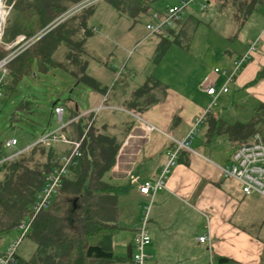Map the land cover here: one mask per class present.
<instances>
[{
  "label": "crops",
  "instance_id": "0c3cea01",
  "mask_svg": "<svg viewBox=\"0 0 264 264\" xmlns=\"http://www.w3.org/2000/svg\"><path fill=\"white\" fill-rule=\"evenodd\" d=\"M210 1L201 0V9L202 4H206V9ZM151 11H146L148 21L155 10ZM246 17L242 24L245 33H240L236 41L234 35L227 36L230 42L214 54L221 63L199 72L194 81L193 95L196 97L182 94L160 77H152L159 84L149 83L147 88H152L138 98L137 108L129 106L136 88L151 76L136 81L127 71L120 82L121 87L116 88L115 83L109 87L99 83L101 87H107L105 93L91 88L90 106L80 111L75 105L73 110L79 114L72 119L91 114V118H96V132L113 137L120 144L112 167L101 178L115 187L111 191L115 205L104 209L106 222L117 226L109 243L118 258L113 264H136L133 260L134 229L147 204L150 205L147 226L151 242L146 247L150 257L143 264H218L221 257L228 259L222 264H264L263 225L258 227V232L247 229L243 226L246 216L241 213L246 200H256L252 198L255 193L243 196L239 182L224 178L221 173V167L237 149L232 152L230 145L243 136L240 127L251 122L264 107V6ZM185 24L180 19L165 34L159 35L177 42ZM255 40V49L248 62L228 84V90L220 93L209 107L211 97L201 89L208 73L214 67L229 70L233 59ZM176 42L169 44L165 53ZM258 72L262 75L253 82ZM211 78L216 89L224 83L222 75L213 73ZM161 85L163 92L158 93ZM213 108L215 110L211 111ZM207 109L212 113L208 132L199 131L197 139L191 141L190 149L179 152L163 189L151 200L142 195L138 186L156 178L175 141L184 138L194 121ZM63 134L75 138L77 132L72 123ZM53 145L58 150V157L69 150L63 142ZM225 152L229 153V158L219 162L218 157ZM207 232L210 246L198 241V237Z\"/></svg>",
  "mask_w": 264,
  "mask_h": 264
},
{
  "label": "rangeland",
  "instance_id": "374dc122",
  "mask_svg": "<svg viewBox=\"0 0 264 264\" xmlns=\"http://www.w3.org/2000/svg\"><path fill=\"white\" fill-rule=\"evenodd\" d=\"M15 1L18 4L26 2L5 0L6 4L11 6ZM32 1L42 10L44 17L53 13L56 17L49 25L62 22V31H65L72 41L85 37L88 30L92 31L83 44L89 60L85 75L91 80L107 87L118 81L115 83L118 88L121 87L120 82L125 79V73L128 71L136 81L147 75L160 77L173 84L182 94L189 96L194 94V81L199 72L203 68L218 64V56L214 54H218L223 44L227 43V36L234 35L236 41L240 33H245L242 24L247 18L246 9L234 5L233 0H211L203 10L200 6L201 0H197L181 17L186 26L177 42L171 45V50L160 55L163 50L160 45L162 38L159 34L149 35L145 26L149 19L146 11L151 9L162 13L168 6L177 5V0H82L60 14L56 11L57 6L67 3L68 0ZM40 33L43 34V31ZM4 41L9 39L5 37ZM69 49L68 44H58L52 57L68 65L72 63L65 58ZM69 67L78 70L77 64ZM80 75V72L76 73V76ZM162 88L163 85L158 88V93L163 92ZM91 94V86L88 83L79 81L73 73L61 67L49 66L46 73H41L35 68L31 74L17 81L8 74L0 96V143L3 145L5 141L15 138L18 143L12 151L33 144L42 134L58 126L53 113L55 104L63 106V122L67 123L76 114L73 110L75 105L80 111L90 106ZM20 101L27 103L26 106L22 104L17 111ZM211 111L201 113L203 123L193 133L192 141L197 139L199 131L208 132L211 128ZM240 139L230 145L232 152L243 142L254 141V137L250 135ZM1 149L2 152L7 151L3 147ZM228 158L229 153L225 152L217 160L224 162ZM241 194L244 196V193ZM255 194L252 198L256 200H246L242 207L244 211L241 213L247 219L243 226L258 232L260 225H263L264 229V196ZM29 232L30 230L16 249V253L24 259L31 257L36 246L29 238ZM20 235L18 228L1 235L0 253Z\"/></svg>",
  "mask_w": 264,
  "mask_h": 264
},
{
  "label": "trees",
  "instance_id": "16d2710c",
  "mask_svg": "<svg viewBox=\"0 0 264 264\" xmlns=\"http://www.w3.org/2000/svg\"><path fill=\"white\" fill-rule=\"evenodd\" d=\"M80 1L82 0H68L67 3L55 7L56 11L60 14ZM233 4L245 8L247 16L251 11L264 6V0H233ZM55 17L53 13L44 17L42 10L32 0L19 4L15 1L5 18L0 58L10 51L5 49L2 43L12 41L18 34L30 38L49 25ZM61 25L62 22L54 25L11 59L6 64L7 75L17 81L31 74L35 68L41 73H46L49 66L61 67L73 73L79 81L88 83L94 91L105 93L107 87H101L98 82L85 75L89 60L83 44L92 31L87 29L86 36L74 42L66 36L65 31H62ZM5 37L9 41L3 42ZM173 42H176L175 39L162 38L160 45L163 50L160 55ZM63 43L68 44L70 48L65 53L67 61L72 62L68 65L52 57L56 46ZM73 64L78 65V70L69 67ZM77 72L81 75L76 76ZM261 75L262 72H258L253 82ZM151 82L159 84L152 77H148V80L134 91L129 106L137 108L138 98L151 90L152 87L147 88ZM26 103L27 101H20L17 111L22 104L26 106ZM78 114L77 112L75 116ZM90 119L91 114H88L79 116L72 122L78 136L83 133ZM95 123L93 118L82 141V156L78 164L70 168V174L64 177L51 205L37 214L32 221L29 238L36 246L31 257L24 259L15 252L6 264H113L117 261L118 258L109 248L117 226L107 223L104 215L107 206L115 205L111 196L113 195L111 191L115 187L103 182L101 178L103 173L112 167L120 144L115 142L113 137L97 133ZM240 128L243 136L258 135L264 140V107L251 122L242 124ZM66 137L70 135L67 134ZM1 147L2 143L0 152ZM67 152L68 150L64 153ZM57 155L58 150L53 144L47 146L39 143L31 146L16 160L5 162L1 166L0 236L18 228V225L29 216L31 205L46 175L59 163ZM227 260L221 257L218 264Z\"/></svg>",
  "mask_w": 264,
  "mask_h": 264
},
{
  "label": "built area",
  "instance_id": "2783aa9c",
  "mask_svg": "<svg viewBox=\"0 0 264 264\" xmlns=\"http://www.w3.org/2000/svg\"><path fill=\"white\" fill-rule=\"evenodd\" d=\"M197 0H179L177 5L168 6L164 12L154 11L150 14V20L146 23V29L150 34H165L167 29L172 26L176 21L180 20L182 15L188 10L189 6ZM11 5H7L5 0H0V12L2 14L0 20V42L5 25V18L11 9ZM206 4H202L204 9ZM52 26H46L42 29L43 34L46 30L49 31ZM38 32L36 35L26 38L23 34H18L12 41L2 43L4 48L10 50L7 55L0 58V96L2 95V86L7 76L6 64L33 43L37 38L43 34ZM256 40L251 41L248 49L242 54L236 56L233 59L231 68L221 69L214 67L205 78V81L201 85V89L211 97V107L217 96L220 93L228 90V84L235 79V76L240 69L248 62L252 52L255 49ZM216 73L224 77V83L219 89H216L212 81V74ZM208 111L205 110V113ZM53 113L56 116L58 126L47 133L42 134L31 145L26 146L21 150H13L17 140L15 138L9 139L2 145L6 148V152H0V168L5 162L14 161L19 158L24 152L35 144L52 145L53 143L63 142L69 146L67 153L59 157V163L53 167L51 171L46 175L45 181L41 189L36 193L34 201L31 205V211L29 216L24 219L19 225L20 236L15 241L10 242L8 247L0 253V264H6L7 261L16 252L18 244L22 242L24 235L30 230L32 221L41 211L46 210L58 193L61 187L64 177L68 174L70 167L74 166L78 159L82 156L81 145L86 135V132L92 122L93 117L88 121L83 133L75 138H68L63 134V130L67 125L74 122L78 117L69 120L67 123L63 122L64 108L62 105H55L53 107ZM203 123L201 117L197 118L191 125L188 133L181 140L175 141V146L168 151L164 164L159 169L158 175L154 180H146L138 186L139 192L149 197L151 200L155 193L165 187L166 181L171 173L173 166L175 165L179 152L182 149H190V143L193 139V133L197 130V127ZM147 129L150 128L147 124ZM221 173L224 178L235 179L241 185V190L244 194L250 195L257 193L264 196V140H261L258 135L254 136V141L244 143L238 146V148L232 153L230 160L221 167ZM150 205H146L141 214L140 221L134 229L133 236V260L136 264H143L146 259L150 257L146 253V247L151 242V234L147 226L148 211ZM198 241L201 243H208L210 246L209 233H205L198 237ZM210 264H214L211 262Z\"/></svg>",
  "mask_w": 264,
  "mask_h": 264
},
{
  "label": "bare ground",
  "instance_id": "6f19581e",
  "mask_svg": "<svg viewBox=\"0 0 264 264\" xmlns=\"http://www.w3.org/2000/svg\"><path fill=\"white\" fill-rule=\"evenodd\" d=\"M1 16H2V14H1V12H0V20H1Z\"/></svg>",
  "mask_w": 264,
  "mask_h": 264
}]
</instances>
